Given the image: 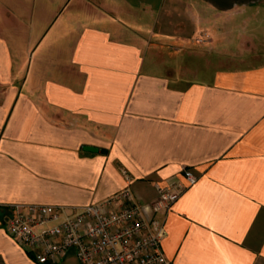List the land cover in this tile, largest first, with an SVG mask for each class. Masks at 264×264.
Instances as JSON below:
<instances>
[{
    "label": "crops",
    "instance_id": "1",
    "mask_svg": "<svg viewBox=\"0 0 264 264\" xmlns=\"http://www.w3.org/2000/svg\"><path fill=\"white\" fill-rule=\"evenodd\" d=\"M261 13L264 0H0V264H41L7 205L99 203L127 173L150 216L184 167L197 183L155 215L166 257L264 264ZM46 264L80 262L71 249Z\"/></svg>",
    "mask_w": 264,
    "mask_h": 264
},
{
    "label": "built area",
    "instance_id": "2",
    "mask_svg": "<svg viewBox=\"0 0 264 264\" xmlns=\"http://www.w3.org/2000/svg\"><path fill=\"white\" fill-rule=\"evenodd\" d=\"M198 42L204 41L198 38ZM184 181L158 184L152 215L127 185L102 202L67 209L46 203H14L6 219L9 234L35 259L46 264L74 249L80 264H174L163 252L168 235L157 213H168L199 176L183 168Z\"/></svg>",
    "mask_w": 264,
    "mask_h": 264
},
{
    "label": "rangeland",
    "instance_id": "3",
    "mask_svg": "<svg viewBox=\"0 0 264 264\" xmlns=\"http://www.w3.org/2000/svg\"><path fill=\"white\" fill-rule=\"evenodd\" d=\"M70 9H72V7L70 8ZM264 16V13H261L260 15H259V17H263ZM235 29H232L231 30V33L232 34H230L229 36H228V38H230L231 39V43L234 45L233 46V50H238V52H240V50H241V48L238 46V44H237V41L238 40H236L237 38H236V36H238L239 35V33L237 32V30L236 31H234ZM260 33V36L262 37L261 39H264V36L261 34V32H259ZM227 40V37H224V41H226ZM234 41H235V43H234ZM248 56V55H247Z\"/></svg>",
    "mask_w": 264,
    "mask_h": 264
},
{
    "label": "water",
    "instance_id": "4",
    "mask_svg": "<svg viewBox=\"0 0 264 264\" xmlns=\"http://www.w3.org/2000/svg\"><path fill=\"white\" fill-rule=\"evenodd\" d=\"M85 149H86V150H89V151L96 150L94 147H91V146H86Z\"/></svg>",
    "mask_w": 264,
    "mask_h": 264
}]
</instances>
